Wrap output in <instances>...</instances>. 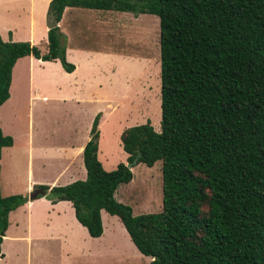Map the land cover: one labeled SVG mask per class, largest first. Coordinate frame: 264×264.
<instances>
[{
	"label": "trees",
	"instance_id": "obj_1",
	"mask_svg": "<svg viewBox=\"0 0 264 264\" xmlns=\"http://www.w3.org/2000/svg\"><path fill=\"white\" fill-rule=\"evenodd\" d=\"M65 7L158 19L159 131L146 120L118 138L125 162L160 161L161 208L133 214L114 198L132 173L123 162L104 170L96 158L99 113L82 149L84 179L33 188L68 201L90 237L102 233L100 210L115 215L150 264H264V0H49L48 21ZM63 40L58 26L46 30L43 53L0 38V104L21 56L74 69ZM11 143L0 130V150ZM26 200L0 195V243L8 212Z\"/></svg>",
	"mask_w": 264,
	"mask_h": 264
},
{
	"label": "rangeland",
	"instance_id": "obj_2",
	"mask_svg": "<svg viewBox=\"0 0 264 264\" xmlns=\"http://www.w3.org/2000/svg\"><path fill=\"white\" fill-rule=\"evenodd\" d=\"M48 1L0 0L1 39L27 41L31 16L32 36L36 40L32 44L44 51L46 45L37 39L48 23ZM69 9L61 14L57 23L64 36V49L67 46L84 47L97 55L73 57L78 62L73 76L63 74L57 68L32 66L42 79H52V85L60 92L73 91L64 98L42 100L32 87V174L37 178L41 176L39 180L46 185L50 184L58 162L37 153L60 150L69 142L77 144L86 132L89 139L88 129L96 113L102 115V123L97 127L100 137L96 140V157L104 170H112L118 162L128 163L123 159L118 138L123 128L148 120L153 130L159 131L157 17L114 10ZM66 61L73 64L68 58ZM38 85L42 89L40 82ZM105 98L110 101L109 105ZM16 140L14 147L1 149L0 193L21 194L28 198L34 188L26 189L22 180L25 159L17 136ZM14 161L16 167H13ZM130 168L132 178L116 187L114 198L127 204L133 214L158 212L161 208L160 161L151 166L138 162ZM13 169L20 174L17 181L10 178ZM63 184L56 180L51 186ZM45 194L32 199L28 206H19L10 215V226L3 240L8 254L5 264H150V258L132 245L116 216L106 214L112 219L104 217L101 235L92 238L72 222L68 202L58 207L65 215L61 218L51 216L53 212H50L49 202H45ZM28 209L32 210L29 224L32 255L14 258L11 255L15 243L13 236L25 231Z\"/></svg>",
	"mask_w": 264,
	"mask_h": 264
},
{
	"label": "crops",
	"instance_id": "obj_3",
	"mask_svg": "<svg viewBox=\"0 0 264 264\" xmlns=\"http://www.w3.org/2000/svg\"><path fill=\"white\" fill-rule=\"evenodd\" d=\"M69 8H74V7H65L62 13H66L67 11H69L70 10ZM75 8H80V7H75ZM85 9H89V8H85ZM46 30L47 29L45 28L41 32L40 36H38V39H37V41H42V43L45 45H46ZM0 38H1V34H0ZM27 41L30 44L36 41V40H33V36H32V17L31 16L29 19ZM45 51L46 49L40 52L43 53ZM95 55H97L96 52L85 49L84 47L67 46L65 48V57L71 60L74 64V69L71 72H64L63 69L60 68V64L58 60L42 61L40 59L34 58L32 55L21 56L17 58L14 64L12 65L11 73H10V83L8 86V97L6 98V100H4V102H2V104H0V130L2 134L4 135H9V136L11 135L10 137L12 139V143L10 146H4L1 149H4L6 147L11 148L13 145L15 146V143L17 141L16 136L18 137V141L21 145V151L23 152L24 159H25L23 163V173L21 177H22V180L25 181L26 189L28 188L32 189L34 185L46 183L42 180H39L41 176L37 178L36 175L33 176L32 174V156H33V151H32V87L35 88L34 91H36L40 95V98L42 100H45L46 98H49V97L64 98L68 96L69 94L73 93V91H71V93L60 92L58 89H56L52 85L54 84V81H52V79H49V80L42 79L41 75H38L35 68H32V66L36 68L38 67V69L43 68V67L57 68L59 72L61 71L63 74L73 76L75 72H77V69H78V62H76L73 59V57L75 56L93 57ZM39 82L42 85V89L38 87ZM109 102L110 101L106 99L107 105H109L108 104ZM100 123H102V115H100L98 118L97 127L100 126ZM98 137H100L99 131H98ZM87 140H88V135L86 132L84 134L83 139L77 144H73L69 142V143H66L64 146L60 147V150H53V151L43 150L37 153L38 155L42 157H46V158L50 157L52 159H55L56 162H58L52 173L53 175L51 178V182L49 185H47L48 187H51V185L55 183L56 180H61V183L67 184V183H70L76 180L77 178L84 179L85 169L82 163V149ZM0 157H1V150H0ZM125 158H126V153H124V157H123L124 161H125ZM13 167H16L15 161L13 162ZM0 169H1V166H0ZM19 177H20L19 172H17L16 169H13L12 175L10 176L11 180L17 181L19 180ZM0 195L6 196V195H2L1 193ZM31 201L32 199L27 198V200L23 204L28 206L29 204H31ZM45 202H49V206H51L50 212H53L51 216H56V217L61 218L62 215H65V214H62L64 212H62L61 209H58V207L62 206L68 201L59 200V201H56L55 203H51L47 199ZM18 207L9 211L7 215L8 224L4 231V235L2 236V240L0 243V251L2 253V256L0 257V262H3V264H5V261L8 258V254L4 250V247H3V240L6 238L7 236L6 233L10 226V220H11L10 215ZM70 210H71L70 211L71 217L70 216L69 217L72 220V222L76 225L78 224L79 226L83 228V230H85V228L82 225H80L77 222V220L74 218L72 207L70 208ZM106 214L108 213H106L104 210H100L101 226L104 224V221H103L104 217L106 220H111L112 219L111 216H115V215L108 216L110 214L108 215ZM25 216H26L25 220L27 223L25 231L23 233L16 232L14 233L15 236H13L14 240L12 241H14L15 243H14L13 251L11 252V255L14 258L18 256L21 257L23 254L32 255V251H31L32 239H30V237H32V229L31 227H29L30 221L32 220V210L28 209ZM15 227H17V224H15ZM72 230H75V229L72 228ZM92 238H96V237H92ZM7 264L9 263L7 262Z\"/></svg>",
	"mask_w": 264,
	"mask_h": 264
},
{
	"label": "water",
	"instance_id": "obj_4",
	"mask_svg": "<svg viewBox=\"0 0 264 264\" xmlns=\"http://www.w3.org/2000/svg\"><path fill=\"white\" fill-rule=\"evenodd\" d=\"M54 26H57V21H48L46 29H50L53 28ZM136 159H133L131 162H128L126 164L127 168H130L134 163H135ZM45 191L39 188H34L30 191V193L28 194V199H34L36 198L38 195H44Z\"/></svg>",
	"mask_w": 264,
	"mask_h": 264
}]
</instances>
